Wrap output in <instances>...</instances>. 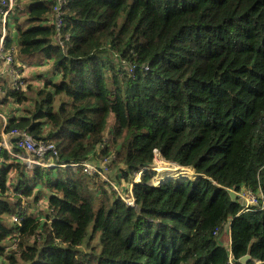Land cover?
Instances as JSON below:
<instances>
[{
    "label": "trees",
    "instance_id": "16d2710c",
    "mask_svg": "<svg viewBox=\"0 0 264 264\" xmlns=\"http://www.w3.org/2000/svg\"><path fill=\"white\" fill-rule=\"evenodd\" d=\"M14 2L4 50L52 69L33 100L0 76V108L20 107L3 132L57 156L27 168L0 152V264H264V209L227 193L264 197V0H64L59 29L55 0ZM155 152L196 177L144 171L127 206L109 182ZM104 161L107 180L69 166Z\"/></svg>",
    "mask_w": 264,
    "mask_h": 264
},
{
    "label": "built area",
    "instance_id": "2783aa9c",
    "mask_svg": "<svg viewBox=\"0 0 264 264\" xmlns=\"http://www.w3.org/2000/svg\"><path fill=\"white\" fill-rule=\"evenodd\" d=\"M64 0H55V7H54V12H55V27L56 29H59L62 24L61 20V6L63 5ZM16 7L14 0H0V26H1V35H0V76L1 75H6V81L8 82V85L11 86L16 91H21L24 90L27 83L25 82L26 77L23 75V72L18 69V65L13 63L12 60V54L13 50L6 52L4 50V37H5V25L8 19V16L12 12V10ZM18 8V7H17ZM4 78V76H3ZM0 96L3 97L5 96L4 92L0 90ZM0 118L3 120V126L1 128L0 132V137L2 140H5L6 138L12 139L10 142V145L6 141H1L0 143V152L4 149L7 151V153L11 156H14L16 158H19L20 160L23 161L24 165L29 168L33 165H39L42 167H55V164H46L42 163L44 158L46 156H52L53 159L56 155V150L55 147L52 143L49 142H35L33 138L28 135L27 132L19 130V129H12L8 134H5L3 132V128L6 123V117L4 114H0ZM13 143V145H11ZM13 147H17L18 149L24 150V153H26L25 156H19L14 155L13 152ZM160 157V155L155 152L154 153V158H153V165H154V160L156 158ZM152 165V164H151ZM69 166L73 169L79 168L85 175L90 176V177H98L102 178V175L105 177L102 178L104 180H107V173L109 171L108 166H106V161L102 162L101 164L99 163H92V162H84L80 164H69ZM154 169L153 166H149L147 168H140L138 171V175L142 174L144 171H150ZM170 170L169 168H167ZM167 172V171H165ZM165 178V177H164ZM134 180V178H133ZM132 180V183L129 185H132L134 182ZM165 180V179H163ZM109 184L112 186V190L116 191L119 193V196L121 195L118 187H116L114 184L110 183ZM242 190V189H241ZM247 190V189H246ZM233 191V190H231ZM234 192V191H233ZM237 194L236 192H234ZM131 197H127L126 205L133 207L134 206V199L132 196V193L130 194ZM251 196V201L253 203H247V205L242 204V199L237 197L239 199V203L242 206L241 212H248V211H259L264 209V197L262 194L259 196H256L252 192H250ZM260 200V202L258 201ZM17 218H13L12 221H17ZM229 264H233L232 261H229ZM253 264H259L254 262Z\"/></svg>",
    "mask_w": 264,
    "mask_h": 264
},
{
    "label": "rangeland",
    "instance_id": "374dc122",
    "mask_svg": "<svg viewBox=\"0 0 264 264\" xmlns=\"http://www.w3.org/2000/svg\"><path fill=\"white\" fill-rule=\"evenodd\" d=\"M130 0H128V4H130ZM16 27V25H11V26H8V31L12 34V30L13 28ZM0 32H1V26H0ZM26 62H22V63H16L18 66L21 67V69L23 70V75L27 78V76L33 74V73H45L48 69H52L51 67V64L48 63V62H45L43 60L40 59L39 56H36V57H32V58H29V59H26L25 60ZM45 62V63H44ZM47 63V64H46ZM40 74H36V75H32L31 78H28L26 79V87L24 89L25 91V96L27 98H30L31 100L34 99L35 97V94H36V91H37V88H40L41 86V82H40ZM45 75V74H44ZM30 81H34V82H38V85L37 86H32V89L29 91L27 90V86L29 84ZM1 98V96H0ZM6 104V103H5ZM3 104V105H5ZM22 107H25L26 104H22L21 105ZM21 107V108H22ZM20 107L19 105L17 104H14L11 99H8V102H7V105H5L4 107L0 108V112L1 113H4V115H7V113L9 112H14L16 110H19ZM115 126V118L112 114H110L109 118H108V122H107V127H108V130H112L113 127ZM42 163H46V164H53V157L52 156H46L44 158V160L42 161ZM153 166L154 169L150 170V172L153 173V176L151 177L150 181H149V184L152 185V186H158L159 183H157V178H158V175L159 173L161 174V177H166V172L165 170H163V168H169V169H173V172L175 174V177H168V178H171V179H177V180H185V179H190V178H195L196 176H194L193 172H191L190 170V173H186V172H183L180 168H177L178 166L174 165V164H171L169 162H166L165 160H163L161 157H158L154 160V165L152 163L151 167ZM157 167L160 168V172L158 169H156ZM177 170H180L182 172V174H189L188 177H184V178H179V176L176 174V171ZM189 170V169H188ZM134 175V180L133 182L134 183H138L140 182L141 180V175H138L137 173L133 174ZM105 176L102 175V178H104ZM167 179L163 180L162 181H166ZM132 185H129L128 183H121L120 184V189L118 188L119 192H120V199L123 200L124 203H126L127 200V197H131V192H132ZM122 192H125V193H122ZM235 194V193H234ZM235 197H239L240 199H242V204L244 205H247V203H253L251 201V196H250V191L249 190H246L245 188H243L242 190H240L237 194H235ZM44 204L45 202L42 201L41 203H37L36 205L38 206H41V208L43 207L44 208ZM40 209V207L38 208ZM34 210V213H37V210ZM34 215V214H33ZM13 220V218H12ZM228 226L226 225L225 227V232H223V235H222V240L224 241L225 245L227 246V243H228Z\"/></svg>",
    "mask_w": 264,
    "mask_h": 264
},
{
    "label": "water",
    "instance_id": "95a60500",
    "mask_svg": "<svg viewBox=\"0 0 264 264\" xmlns=\"http://www.w3.org/2000/svg\"><path fill=\"white\" fill-rule=\"evenodd\" d=\"M169 179H171V178H167V180H169ZM162 182H163V181H162ZM227 193H228V195H229V197H230V199H231L232 201L236 199L235 194H234L233 191H231V190H227ZM248 260H249V255H246V256L242 257V258L239 260V263H240V264H246ZM256 263H257V262H256ZM259 264H261V263H259Z\"/></svg>",
    "mask_w": 264,
    "mask_h": 264
},
{
    "label": "crops",
    "instance_id": "0c3cea01",
    "mask_svg": "<svg viewBox=\"0 0 264 264\" xmlns=\"http://www.w3.org/2000/svg\"><path fill=\"white\" fill-rule=\"evenodd\" d=\"M20 1H21V4L23 5V4H26L28 0H20ZM19 9H20V8H19ZM22 71H23V70H22ZM36 74H40V73H33V74L27 76V79H28V78H31L32 75H36ZM29 83H30L31 85H33V86H37V85H38V82H37V83H35V82H29ZM11 140H12V139H9V138H6L5 140H2V138L0 137V143H1V141H6V142L8 143V145H10ZM11 145H13V143H12ZM41 209H43V208H41Z\"/></svg>",
    "mask_w": 264,
    "mask_h": 264
},
{
    "label": "bare ground",
    "instance_id": "6f19581e",
    "mask_svg": "<svg viewBox=\"0 0 264 264\" xmlns=\"http://www.w3.org/2000/svg\"><path fill=\"white\" fill-rule=\"evenodd\" d=\"M160 183H162V182H160ZM160 183H159V184H160Z\"/></svg>",
    "mask_w": 264,
    "mask_h": 264
},
{
    "label": "clouds",
    "instance_id": "9594fccd",
    "mask_svg": "<svg viewBox=\"0 0 264 264\" xmlns=\"http://www.w3.org/2000/svg\"><path fill=\"white\" fill-rule=\"evenodd\" d=\"M167 179V178H166Z\"/></svg>",
    "mask_w": 264,
    "mask_h": 264
}]
</instances>
